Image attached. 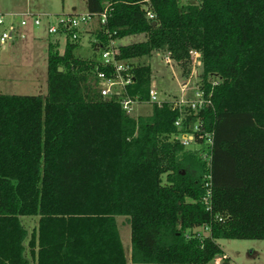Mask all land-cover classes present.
I'll use <instances>...</instances> for the list:
<instances>
[{
	"label": "trees",
	"instance_id": "16d2710c",
	"mask_svg": "<svg viewBox=\"0 0 264 264\" xmlns=\"http://www.w3.org/2000/svg\"><path fill=\"white\" fill-rule=\"evenodd\" d=\"M85 4L108 8L90 30L93 47L114 45L133 76L130 97L149 102L154 75L141 60L158 52L212 105L181 129L168 101L129 114L101 94L98 72L113 66L77 56L71 34L63 52L51 41L47 94L0 93V264H209L224 254L220 239L264 240V0ZM137 35L145 39L116 44ZM198 125L214 132L213 146ZM187 133L201 148L182 143Z\"/></svg>",
	"mask_w": 264,
	"mask_h": 264
},
{
	"label": "rangeland",
	"instance_id": "374dc122",
	"mask_svg": "<svg viewBox=\"0 0 264 264\" xmlns=\"http://www.w3.org/2000/svg\"><path fill=\"white\" fill-rule=\"evenodd\" d=\"M14 9H23L33 7L38 9V13H49L51 20L55 23L64 14H68L76 10L77 12H86L85 0H0V13L5 16V24L0 25V38L2 32L9 29L10 23L13 21L20 24L21 16L16 18L9 17L5 13L8 7ZM32 11V10H26ZM17 12V11H16ZM19 12V11H18ZM96 21L92 25L85 28L80 33L79 47L75 50L77 56L86 58H101L100 52L95 51L93 44L95 36L90 33V30L95 28ZM46 20H43V26L34 27L29 25L24 28V37H27L26 31H35L36 37L42 39H34L32 36L22 41L17 39L16 43L11 46L13 37L7 39L6 42H1L0 39V93L14 95H46L48 91V45L52 41L60 42V51L63 52L66 46V37L54 36L48 34L44 27ZM29 34V33H28ZM29 37V36H28ZM145 39L143 35L126 37L116 44H130L136 41ZM43 41V42H42ZM40 42V43H39ZM5 46V47H3ZM145 61L151 64L154 75V88L158 91L159 100L175 101L181 98L184 87L188 91H193L197 87V78L194 80L183 77L181 67L176 63H168L164 53H154L151 58H144ZM199 62V57L193 55V74H196V66ZM153 111V104L150 102H142L136 104L132 115H148ZM190 148H201L200 144H193ZM120 230L124 244L128 251L131 250V226L127 224L125 218H119ZM29 227L34 226L37 221L35 219H24ZM222 247L224 254L218 256L209 264H264V240L257 239H220L218 241ZM131 259V258H130ZM129 264H135L129 262Z\"/></svg>",
	"mask_w": 264,
	"mask_h": 264
},
{
	"label": "built area",
	"instance_id": "2783aa9c",
	"mask_svg": "<svg viewBox=\"0 0 264 264\" xmlns=\"http://www.w3.org/2000/svg\"><path fill=\"white\" fill-rule=\"evenodd\" d=\"M9 17L16 18V16H21L20 24H16L13 21L9 25V29L2 32L1 42H6L7 39L21 35L19 34L20 29H24L29 25H33L34 27L43 26V20H46L44 24L45 29L48 34L54 36H67V34H71L73 40H77L80 37V33L89 25H92V22L98 21L99 23L105 24L108 19V8L101 13H90L86 12H72L68 14H64L61 19H59L58 23H55L51 20V15L49 13H34L32 11L27 12H11L7 13ZM150 18H154V14L152 12L148 13ZM5 16L0 13V25L5 24ZM22 32V31H21ZM24 37V34H22ZM117 51L114 49V45L112 44L108 49L102 51V62L106 66H113L114 72L111 75H108L106 72L99 71L98 78L100 79V88L101 94L103 97L112 98L116 95L118 96V100L122 104L124 110L127 113L132 114V111L135 109L136 104H140L141 102L138 99L130 97L126 92V87L133 81V76L129 73L128 69L130 68L127 64L120 62L116 59ZM198 57L200 56L198 53H194ZM166 61L170 64L172 63V58L170 55L166 56ZM168 101V100H167ZM150 103L157 104L158 106H162L165 101L159 100L158 91L152 87L150 90ZM174 105L175 110H179L180 116L175 121V125L178 128H183V124L186 122L191 113H199L205 106L212 105L211 94L209 96L206 95L205 91L201 88L196 87L193 91H188V88H183L182 95L180 99L175 101H168ZM204 124V121H201V125ZM203 129V128H202ZM195 130H201V127L198 125L195 127ZM204 131V136L207 137V141L210 146L214 144V132H206ZM182 143L185 146H191L196 144L194 135L191 133L181 135ZM208 157V155H205ZM211 160V156L208 158ZM201 228V227H200ZM196 228V230L200 229ZM201 230H208L207 228H201ZM205 233V231H204Z\"/></svg>",
	"mask_w": 264,
	"mask_h": 264
},
{
	"label": "crops",
	"instance_id": "0c3cea01",
	"mask_svg": "<svg viewBox=\"0 0 264 264\" xmlns=\"http://www.w3.org/2000/svg\"><path fill=\"white\" fill-rule=\"evenodd\" d=\"M14 8H16V6H14V7H8V8H6L5 9V12H3V13H11V12H27L26 10H32V12H34V13H38L37 11H39L38 9H33V7H27V8H23V9H20V8H18V9H14ZM37 10V11H36ZM87 11V10H86ZM73 12H77L76 10H73ZM72 13V12H71ZM22 31V32H21ZM23 31L25 32V30H23V29H20L19 30V34L21 33V35H18V36H15V37H13L14 38V40H12V43H11V46L12 45H14L15 43H16V40L17 39H19V40H23V39H27V38H30L31 36L36 40V39H42V38H37L36 37V30L33 32V31H26V34H27V37L25 38V37H22V34H23ZM29 33V34H28ZM29 36V37H28ZM43 42V41H42ZM40 43V42H39ZM3 47H5V46H3Z\"/></svg>",
	"mask_w": 264,
	"mask_h": 264
},
{
	"label": "water",
	"instance_id": "95a60500",
	"mask_svg": "<svg viewBox=\"0 0 264 264\" xmlns=\"http://www.w3.org/2000/svg\"><path fill=\"white\" fill-rule=\"evenodd\" d=\"M59 70H60V71H62V70H63V68H62V67H60V68H59Z\"/></svg>",
	"mask_w": 264,
	"mask_h": 264
}]
</instances>
